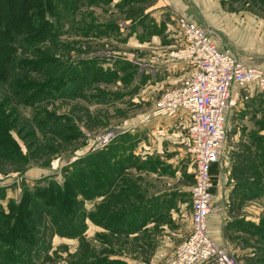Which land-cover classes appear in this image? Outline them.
I'll use <instances>...</instances> for the list:
<instances>
[{
  "label": "rangeland",
  "instance_id": "rangeland-1",
  "mask_svg": "<svg viewBox=\"0 0 264 264\" xmlns=\"http://www.w3.org/2000/svg\"><path fill=\"white\" fill-rule=\"evenodd\" d=\"M85 1L88 2V0H83L74 4V0L73 3H69V0L60 1L63 8L61 12L67 14V17L65 16L60 22L62 26L60 23L58 24L60 30L54 37L58 39L59 47L55 49L49 45L48 48L57 51L56 57L61 62L69 61L70 66H73L72 69H75L76 66L83 67L78 65L80 64L79 61L93 59L97 60L99 66L107 70L113 68L121 70L125 64L131 63L136 66V73L132 75V79L129 76L124 79V72L121 70L119 71L121 79H109L106 76L103 81L90 82L89 85L85 86V95L74 96L70 94L69 97L65 96L45 102L43 106L48 113L66 118L64 124L69 123L70 134L73 128H76L77 134L80 135L67 142L53 135L51 136L52 141L49 142H40L35 139L31 135V132L35 131L33 125L36 118L33 116L34 109L30 106L16 105L22 125H18L14 129L20 132L21 137L24 136V140L19 138L16 132L14 133L25 153L28 148V161L23 165L15 162V160L0 161V188H7V200L8 198L16 200L20 198L23 181L32 187L36 180L53 175L61 183L64 166L88 151L103 150L115 143L122 136L121 134L130 132L128 130L140 117L152 116L151 112L155 103L161 98L163 92L168 88L175 87L163 84L169 75L160 65H165L166 62L164 61L171 59L169 54L177 49L181 38L173 48L163 47L168 42L153 43L149 46L142 45L144 44L142 40L150 41L153 36L157 35L165 41L168 38L174 43L182 33L178 21L183 15L176 14L179 10L177 11L169 3L170 0H140L132 7L125 8L96 4L95 2L92 5L86 4L84 6ZM180 1L192 15L191 17L195 18L194 20L206 29L210 37H217L215 38L216 41L217 39L220 40V43L226 47L225 50H231L237 57L246 60L248 63L264 67V0ZM69 4L72 6L69 7ZM74 5L77 7L75 10ZM160 11L163 13L159 14ZM138 31L140 35L135 36L134 33ZM85 32L88 36H84ZM172 34L174 36L170 37ZM162 61L164 63L161 64ZM177 66L180 67L178 64ZM127 68L128 66L125 70L129 71ZM71 80L72 76L69 75L66 81L69 83ZM13 118H17V116H13ZM243 129H254L256 132L264 129V100L259 94L246 100L243 106L238 104L228 111V132L222 157L227 155L228 146L234 142L233 137L236 133L234 131H242ZM110 132L117 136L105 147L100 148L99 145L102 146L104 135ZM250 139L252 140V137ZM121 143L123 142L121 141ZM242 148L245 149L244 146ZM256 153L257 151L251 154L253 156L251 159L255 158ZM253 164L257 165V162L254 161ZM246 166L249 167H243L238 172H246L247 175L255 177L254 172L249 171L250 161L246 163ZM24 169L25 174H20V171ZM138 175L140 174L134 176L132 172L125 174L128 181L124 180V183L126 182L125 191L118 193L117 205L119 207H116L117 211L123 210L122 203L124 207L129 201H132L134 187L140 189L139 192L143 194L147 193V190L149 191V179L146 176ZM194 175L195 173L193 174V182ZM108 176L112 179L110 173H107ZM254 185L257 188L260 184L254 182ZM135 199L138 197L135 196ZM7 200L0 201H3L5 206ZM183 200H191V189L184 192ZM99 203L100 198L88 202L86 209L92 210ZM262 205L264 207V201ZM87 224L89 226L86 232L87 240L80 241L78 238L63 239L60 237L52 239L53 249L56 250L59 247V254L62 259L66 258L68 252L73 254L78 251V253L91 255L87 251L93 252L91 248L97 252L106 249L110 254L112 251H117L115 256L118 258L126 255L138 259L137 261H141L142 258L149 259L151 251L147 246L151 243L142 250L139 237L120 236L108 237V245L101 247L95 238L96 232L100 230L99 226L90 221ZM243 228L250 230L247 225ZM250 238V240H254L253 236ZM144 242L147 243L146 238ZM252 243L250 245L255 247L256 255L240 257V264H264V262L259 261L264 258V253L259 250L262 248L259 241L254 240ZM62 259H58L59 263H57L63 264L64 260ZM132 263L143 264L134 261Z\"/></svg>",
  "mask_w": 264,
  "mask_h": 264
},
{
  "label": "trees",
  "instance_id": "trees-1",
  "mask_svg": "<svg viewBox=\"0 0 264 264\" xmlns=\"http://www.w3.org/2000/svg\"><path fill=\"white\" fill-rule=\"evenodd\" d=\"M60 1L0 0V161L15 160L20 165L28 161V148L25 153L14 133L24 140V136L21 137L20 132L14 129L22 125L16 105L34 109L35 131L31 135L35 139L49 142L53 135L67 142L80 136L76 128L70 134L69 123L64 124L66 118L48 113L43 104L69 97L70 94L85 95V86L90 82L103 81L106 76L109 79H121V70L124 79L136 73V66L131 63L125 64L121 70H107L93 59L79 61L78 65L83 67L76 66L75 69H72L69 61L61 62L56 57L57 51L48 48L49 45L55 49L59 47V41L54 37L62 26L60 22L67 17V14L61 12L63 8ZM79 1L83 0H74V4ZM111 1L88 0L83 5H92L94 2L108 4ZM139 1L122 0L118 7H132ZM69 3H73V0H69ZM74 6V10L77 9ZM115 29L117 31V27ZM84 36H88L86 32ZM127 66L129 71L125 70ZM69 75L72 80L67 83ZM121 135L120 138L125 134ZM252 143L256 145L257 153L254 159L250 158L252 168L249 169L254 172L255 180L260 184L264 178L263 136L254 134ZM106 148L88 151L64 166L61 183L53 175L36 180L32 187L23 181L22 194L18 200H7V188H0V200H7L5 206L0 201V264H58L62 256L59 247L53 249L52 239L87 240L88 221L106 229L95 235L101 247L108 245V237H130L135 229L132 213L135 204L129 201L122 206L123 210L117 211L116 197L118 192L121 193L118 187L122 186L115 184L120 176L126 179L123 174L126 166L122 164L132 161L133 155L122 156L119 162L116 160L117 151L110 147L107 153ZM254 161L257 165L253 164ZM20 172L25 174L26 171L24 169ZM107 173H110L112 179L107 177ZM212 180L215 181L214 178ZM102 195H108L110 201L100 202L92 210L86 209L88 202ZM248 228L260 237L258 241L262 248L259 250L264 253V217L258 225L249 224ZM91 249L93 252L87 250L91 255L80 251L73 254L68 252L66 258L62 259L63 264H129L115 256L117 251L110 254L106 249L99 252ZM259 261L264 262V258Z\"/></svg>",
  "mask_w": 264,
  "mask_h": 264
},
{
  "label": "crops",
  "instance_id": "crops-1",
  "mask_svg": "<svg viewBox=\"0 0 264 264\" xmlns=\"http://www.w3.org/2000/svg\"><path fill=\"white\" fill-rule=\"evenodd\" d=\"M121 2L122 0H112L105 5L118 7ZM169 3L177 11L179 10L176 14H181L190 20L195 19L191 17L192 15L184 8L180 0H170ZM161 13L163 12L160 11L159 14ZM157 21L159 22L158 19ZM137 34L140 35L139 31L134 33L135 36ZM172 36L174 34L170 37ZM179 38L181 37L178 36L172 43L168 38L165 41L157 35L153 36L150 41L142 40L144 41L142 45L149 46L153 43L168 42L163 47L173 48L179 43ZM211 38L216 41L215 38L217 37L211 36ZM216 42L219 49H226L220 40L217 39ZM164 62L166 64L160 66L169 77L163 84L176 86L185 74V70L181 65L179 67L173 62L172 64L169 59ZM164 62L162 61L161 64ZM188 123L187 116H148V118L143 116L132 124V128L128 130L129 133H123L125 135L122 138H119L105 150L108 153L111 147L117 151L116 160L119 162L122 160V156L125 157V154H127L126 156L133 155L132 161L122 164L126 166L123 174L132 172L135 176L139 173L138 176H146L150 182L149 191L147 190V193L144 194L139 192L140 189L134 187L132 202L135 206L132 213L135 229L130 237H139L142 250L151 243L147 246L151 252L149 259L142 258L141 261L126 255L119 257L129 264L133 261L143 264H170L178 245L191 233V200H183L184 192L191 189L193 174L195 173V167L189 154L190 144L186 136ZM234 132H236L233 137L234 142L228 146L227 155L225 154L219 162L213 164L210 170L212 179L215 180V198L208 227L211 237L218 244L228 247L239 258L253 257L257 251L250 244H253L254 240L258 241L260 237L243 227L249 224L256 226L264 217L262 205L264 201V179H261L260 185L255 188L254 182H257L255 177L238 171L243 167H249L246 166V163L250 158H253L251 154H254L256 150L250 138L254 134L260 135V131L243 129ZM240 132L242 134H239ZM244 158H247L246 162ZM123 180L124 178L120 176L116 179L115 184V186H122L118 187L121 192L125 190L126 185ZM135 196L140 200L135 199ZM116 199L118 198L116 197ZM105 201H110L108 195L100 197V202ZM121 205L123 206V203ZM99 229L102 232L106 231L102 226ZM250 236H253L254 240H250ZM260 245L262 246V244Z\"/></svg>",
  "mask_w": 264,
  "mask_h": 264
},
{
  "label": "built area",
  "instance_id": "built-area-1",
  "mask_svg": "<svg viewBox=\"0 0 264 264\" xmlns=\"http://www.w3.org/2000/svg\"><path fill=\"white\" fill-rule=\"evenodd\" d=\"M181 42L169 57L185 74L155 103L154 117L187 116L186 136L195 167L191 187V233L174 251L170 264H240L236 253L218 244L210 235L208 219L214 203V181L210 173L221 159L227 138V116L231 107L260 95L264 100V67L221 50L206 29L195 20L180 17ZM125 26V25H124ZM264 138V129L260 130ZM117 136V135H116ZM113 133L104 135L102 146Z\"/></svg>",
  "mask_w": 264,
  "mask_h": 264
}]
</instances>
